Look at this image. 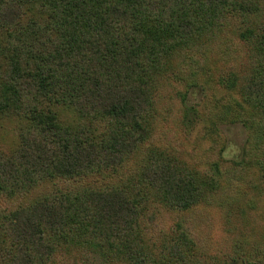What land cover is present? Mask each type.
I'll use <instances>...</instances> for the list:
<instances>
[{
    "label": "trees",
    "instance_id": "16d2710c",
    "mask_svg": "<svg viewBox=\"0 0 264 264\" xmlns=\"http://www.w3.org/2000/svg\"><path fill=\"white\" fill-rule=\"evenodd\" d=\"M197 87L240 159L187 144ZM259 203L264 0H0V264H264Z\"/></svg>",
    "mask_w": 264,
    "mask_h": 264
},
{
    "label": "rangeland",
    "instance_id": "374dc122",
    "mask_svg": "<svg viewBox=\"0 0 264 264\" xmlns=\"http://www.w3.org/2000/svg\"><path fill=\"white\" fill-rule=\"evenodd\" d=\"M180 88L184 89L183 85H181ZM231 92L232 90L230 87L226 88L225 85L223 86V84H220L213 87L210 94L213 99H217L220 102L233 96L234 94ZM205 94L206 91H203L200 87L192 88L188 91L186 103L189 107H196L197 113L193 116L194 118H191L192 121L190 124L192 125L189 126V129L184 130V127L182 128L187 137V144L195 151V155L198 154V156L201 157H206L204 154L205 152L210 154L215 152L213 156H216L218 151H222V157L227 160L240 159L243 154V146L248 136L247 128L242 123H225L218 119H214L217 115L216 117L211 116V118L204 117L201 105ZM216 112H219V109H217ZM212 136H217L220 142L215 151H211L210 149V147H214V144L211 142L213 141L211 139ZM224 143L225 146L221 149ZM206 168H209V166ZM242 204L249 209V202L246 199L242 198ZM258 207L260 209L264 208L262 207V203H259ZM218 216L219 215H217L216 219H218ZM221 217L217 220L214 229H210V238L214 245L213 248L217 251L230 249L232 241L244 238L245 236L243 233L247 230L227 229L228 227L224 225ZM261 230L262 229H248L250 233L248 239L256 243L257 239H260L262 236ZM227 261V264H247L240 257L232 259V257L228 256Z\"/></svg>",
    "mask_w": 264,
    "mask_h": 264
}]
</instances>
